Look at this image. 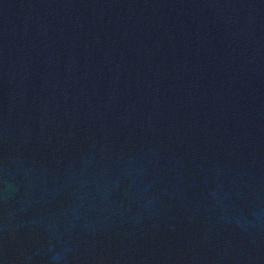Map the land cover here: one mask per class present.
I'll use <instances>...</instances> for the list:
<instances>
[{
  "label": "water",
  "instance_id": "1",
  "mask_svg": "<svg viewBox=\"0 0 264 264\" xmlns=\"http://www.w3.org/2000/svg\"><path fill=\"white\" fill-rule=\"evenodd\" d=\"M0 264H264V0H0Z\"/></svg>",
  "mask_w": 264,
  "mask_h": 264
}]
</instances>
